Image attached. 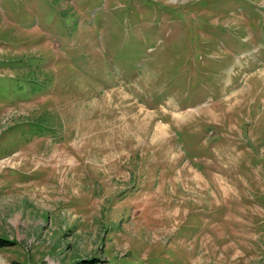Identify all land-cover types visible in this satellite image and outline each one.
Returning a JSON list of instances; mask_svg holds the SVG:
<instances>
[{
  "label": "rangeland",
  "instance_id": "1",
  "mask_svg": "<svg viewBox=\"0 0 264 264\" xmlns=\"http://www.w3.org/2000/svg\"><path fill=\"white\" fill-rule=\"evenodd\" d=\"M0 239L264 264V0H0Z\"/></svg>",
  "mask_w": 264,
  "mask_h": 264
},
{
  "label": "trees",
  "instance_id": "2",
  "mask_svg": "<svg viewBox=\"0 0 264 264\" xmlns=\"http://www.w3.org/2000/svg\"><path fill=\"white\" fill-rule=\"evenodd\" d=\"M2 243H4V241L2 239H0V244H2ZM92 262L90 259H86V260H82V261H80V263H76V264H82V263L91 264Z\"/></svg>",
  "mask_w": 264,
  "mask_h": 264
}]
</instances>
